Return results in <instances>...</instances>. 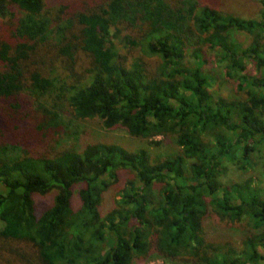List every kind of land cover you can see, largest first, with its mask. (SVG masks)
Returning <instances> with one entry per match:
<instances>
[{"label":"trees","instance_id":"obj_1","mask_svg":"<svg viewBox=\"0 0 264 264\" xmlns=\"http://www.w3.org/2000/svg\"><path fill=\"white\" fill-rule=\"evenodd\" d=\"M225 1L0 0L9 25L0 31V264L264 262V197L252 181H221L226 162L239 159L245 168L264 144V50L236 40L264 32V0L257 19L226 12ZM51 2L57 11L47 9ZM44 46L52 51L44 64L67 67V87L62 73L28 69ZM134 51L159 62L148 68ZM212 53L249 94L212 93L205 72ZM80 58L86 61L74 78ZM248 59L261 77L245 74ZM58 91L77 120L136 138L173 136L180 153L154 157L96 141L48 156L42 149L59 141L60 129L72 135L70 127L61 107L34 110L27 94ZM111 189L119 199L104 211ZM53 191L52 207L39 213L35 194ZM210 215L249 220L252 234L239 251L205 239Z\"/></svg>","mask_w":264,"mask_h":264},{"label":"rangeland","instance_id":"obj_2","mask_svg":"<svg viewBox=\"0 0 264 264\" xmlns=\"http://www.w3.org/2000/svg\"><path fill=\"white\" fill-rule=\"evenodd\" d=\"M53 3L48 4L47 9L51 11H57L56 5L52 7ZM223 10L228 13L243 17L246 19H257L260 17V4L258 0H226L223 3ZM15 12V11H14ZM18 12L16 11V14ZM19 14V13H18ZM17 14V16H18ZM16 17V16H15ZM12 24L16 19L12 17ZM9 20V19H6ZM8 24H5L4 19L0 18V31L8 27ZM236 40L243 49L249 48L253 44L259 45L260 50H264V32H257L256 34L242 33L236 36ZM56 41H53L55 44ZM136 57H142L145 62L146 67L155 68L159 60L155 57H146L141 54L139 51H134ZM49 53V54H48ZM48 54L49 57H52V51H50L45 46L42 50H39V54L33 55L29 60H27L26 65L29 70L35 71L37 69H42V67L47 69L48 74H53V76L59 75L57 72L62 73V81L64 88L67 87V84L70 81L68 77L67 67H54V63L46 59V64L43 63L44 55ZM215 54H210V61L208 66L205 68L210 83L211 91L216 96H221L229 100H238L242 96L249 94V92H239L237 90V85L234 81L226 77V66L224 62H220ZM82 54H79L78 57H81ZM86 60H80L75 66V70L72 71V76L78 78L82 74V71L79 69V66L82 67L83 63ZM66 63V62H65ZM246 71L245 74L249 76L261 77V72L257 68L255 60H246ZM50 68V69H49ZM71 76V75H70ZM71 76V78H72ZM59 77V76H56ZM65 82V83H64ZM61 87V86H60ZM254 90V89H251ZM264 93V91H263ZM57 95V97H56ZM56 95L45 94L41 97L34 95L32 93L27 94L28 104L34 110L51 109L55 110L57 107L63 109L61 113L62 120L67 123L70 127L69 132L72 135H66V131L63 129L59 131V136L61 137L56 143L50 142L51 145L46 146L42 149V152L48 156H55L65 149L78 148L81 149L86 144L90 142L101 141L104 143L118 144L129 150L136 151L140 149H147L151 155L154 157H166L174 156L180 153L179 147L177 146L173 136H158L151 139H142L136 138L128 134L123 128H115L112 130H107L102 127L99 120H77L74 118L62 102L61 92H57ZM39 109V110H38ZM58 109V108H57ZM79 131L75 134L74 131ZM77 135L79 139H77ZM209 139V138H208ZM210 139L212 140L213 137ZM244 161L239 159L235 162H226L224 165L223 176L221 181L224 186L231 187L232 185H244L245 183L252 181L253 184L259 189V192L262 197H264V144L258 147L257 151L251 155L249 164L246 167H243ZM242 165V166H241ZM55 192H50L47 194H35L36 208L39 213L44 210L52 207L54 202ZM116 190L111 189L105 197L104 211L111 210L112 207L116 204L119 196ZM74 206H80V199L76 193L74 198ZM204 237L208 242L216 245L217 249H233L234 251H239L243 245L248 235L252 234V230L249 224V220L245 218L241 223H233L229 221H221L214 216H209L204 220ZM222 250V251H223ZM215 253V249L212 251V254ZM237 256V255H236ZM135 264H171L163 257H155L149 259H137ZM249 264H264L263 261L253 260Z\"/></svg>","mask_w":264,"mask_h":264}]
</instances>
